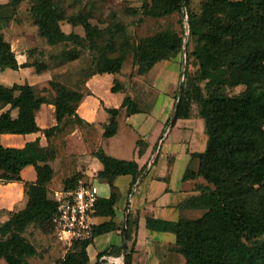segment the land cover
<instances>
[{"label": "trees", "instance_id": "obj_1", "mask_svg": "<svg viewBox=\"0 0 264 264\" xmlns=\"http://www.w3.org/2000/svg\"><path fill=\"white\" fill-rule=\"evenodd\" d=\"M24 0H9L0 5V70H17L18 64L10 45L3 38L2 29L11 21L18 22L17 9ZM190 0H150L144 5L143 15L167 18L186 14L188 39L173 30H164L139 41L134 54L135 75L146 74L157 62L169 60L187 48L184 80L178 90L175 120L199 117L203 119L207 146L198 158L197 172H187L185 179L200 177L205 185L196 186L200 193L192 200L193 206L205 210L202 217L179 220L172 230L176 251L185 264H264V242L256 240L264 235V0H201L198 13L189 11ZM31 20L38 37L47 46L72 45L52 60L71 62L84 48L87 55L97 51V29L88 20L80 23L84 34H65L51 0H33ZM16 17V18H15ZM79 44L78 49L73 47ZM192 50L188 52V44ZM83 46V47H82ZM188 59L195 65L194 76L187 73ZM125 54L111 58L101 51L97 57L94 74H116L121 71ZM37 72L45 68L42 62L33 65ZM243 87L237 95L224 93L225 89ZM54 96H40L28 85L0 84V135H25L40 129L34 120V111L42 104L55 107L57 124L43 131L49 138L63 129L85 124L76 114L77 105L84 97L83 91L68 89L57 81L49 82ZM121 87L115 83L113 93ZM18 111L12 118L10 110ZM125 109L126 115L138 112L136 104L125 97L117 109H105L110 120L103 137L115 135L117 117ZM93 156L102 164L97 177L112 185L121 175H132L133 184L139 172L134 162L115 160L100 150ZM54 158L49 150L38 143L27 144L23 149L4 148L0 145V168L11 171L5 181H20L19 173L33 166L35 183H24L27 198L25 208L8 212V219L0 224V259L6 264H29L37 255L36 248L23 236L29 226L52 232V217L56 202L48 197L47 184L53 171L47 164ZM76 176L67 183H74ZM66 188V186H65ZM116 198L98 200L96 215H113ZM129 219H127V227ZM114 229L108 223L94 229V235ZM90 241L75 242L56 264H87L86 247ZM131 264V252L124 258Z\"/></svg>", "mask_w": 264, "mask_h": 264}, {"label": "crops", "instance_id": "obj_2", "mask_svg": "<svg viewBox=\"0 0 264 264\" xmlns=\"http://www.w3.org/2000/svg\"><path fill=\"white\" fill-rule=\"evenodd\" d=\"M8 1L0 0V5ZM22 9L23 4H20L17 17H22ZM19 19L18 22L11 21L1 31L19 67L17 70H0V84L7 88L14 84L28 85L40 96H54L49 82L58 80L63 84L58 76L64 73L65 63L52 60L51 51L61 45L50 47L45 44L44 49L50 51L49 56L38 52L35 48L41 38L37 35V28L25 19ZM65 26H61L65 34L73 31L71 28L67 32ZM192 47L189 43L188 52ZM41 54L43 57H40ZM182 55L183 51L169 60L157 62L144 75H135L136 68L132 66L130 74L121 70L116 74H94L87 77L83 81L84 97L75 111L87 125L65 128L47 138L43 131L57 124L55 107L42 104L34 111L39 132L0 135V145L4 148L23 149L27 144L37 142L39 148L53 154L54 158L47 162L53 171L52 179L46 186L49 198L53 199L56 191L72 188L78 181L94 186L98 200H107L112 194L115 195L116 201L112 207L114 214L95 215L92 219L93 229L108 223L114 224V229L93 237L85 250L87 264H124V258L129 252L131 264H185L184 258L176 251L172 227L179 220H192L190 216L198 214L192 209V200L200 195L196 186L205 185V182L200 177L185 179V171L195 154L205 150L207 136L204 135L205 126L201 118H173L178 102L177 93L186 67V56L183 60ZM39 58L43 60H37ZM37 61L45 65L39 72L33 66ZM192 64L188 59V68L191 69ZM115 83L119 84L121 90L113 93L111 88ZM125 97L134 101L138 112L126 115L125 109L122 110L116 119L115 135L103 137L110 120L105 109L119 108ZM7 110L9 106L0 110V115ZM10 114L16 118L18 111L10 110ZM179 123L190 133V139L193 138L192 148L187 146V138H183L168 141L161 154L165 140H160V134L166 128L164 125L170 129ZM98 150L115 160L134 162L139 172L135 183L132 175L117 176L112 180V185L100 180L97 174L103 170V166L93 156ZM197 170L198 163H195L194 170L188 172ZM75 176L77 180L74 183H65ZM3 177H12L11 171L0 168V224L8 219V212H18L25 208L27 198L24 183H35L37 179L31 165L20 171V181H5ZM127 219V250L124 254L123 226L126 224L127 227ZM36 258L28 259V263L47 264V258H41L38 252ZM0 264L6 263L0 259Z\"/></svg>", "mask_w": 264, "mask_h": 264}, {"label": "rangeland", "instance_id": "obj_3", "mask_svg": "<svg viewBox=\"0 0 264 264\" xmlns=\"http://www.w3.org/2000/svg\"><path fill=\"white\" fill-rule=\"evenodd\" d=\"M32 2L33 0H24L21 3L23 4V9L20 11L23 15L22 17H17L25 19L28 24H33L30 18L31 13H29ZM51 2L55 11L62 17L60 25L65 26L67 24L65 26L67 32L72 28L73 33L83 35L84 32L80 25L83 20H88V22L98 31L96 34L97 51L93 52L91 55H87L84 48H82L80 49V56L76 60L71 62L64 61L65 71L62 75L60 74L58 76L60 77L58 79L68 89L83 91V81L90 75V73L96 70L95 63L101 51L107 53V56L111 58L125 54V60L121 70L130 74V69L133 64H135L133 56L141 39L151 37L164 30H173L183 36V32H185L187 27L185 18L182 14H174L167 18H153L143 15L142 6L145 4L150 5V0H51ZM200 2L201 0H190L189 11L191 10L193 13H198ZM183 43L186 45L187 42L185 43L183 40ZM44 46L45 41L41 38V41L38 43L35 50L38 52L41 51L42 54L49 56L50 51L44 49ZM71 46L72 45H65L64 47V45H61L59 48L54 49L51 52L53 55L58 54L62 49H65L66 47L71 48ZM78 47L79 44L76 43V46L73 48L76 50ZM184 49L182 55L183 60ZM42 54L40 57H43ZM37 60L43 59L39 58ZM192 65L191 69L188 68L187 65V73L194 76L195 65L194 63ZM131 76H133V74ZM183 78L184 77L181 79L182 82L184 80ZM242 90L243 87L239 86L234 89H225L224 93L234 96ZM135 99L138 100L136 97ZM164 126L166 128L160 134V140H165L161 154L168 141L172 142L183 138H187V146L192 148L193 138L190 139V133L183 129L182 124H175L170 129L167 128L166 124ZM204 135L205 137L207 136L205 128ZM206 146L207 137L205 141V150ZM204 151L202 153H204ZM200 154H195V156ZM159 157H161V155ZM192 160L191 162H188L185 174H187L188 171H193L195 163H198L197 157L192 158ZM192 209H195L198 214L196 216L191 215L189 219H198L202 217L205 212L204 209L198 206H194ZM23 236L38 250V255H40L41 258H47V264H56L59 256L64 253V246L55 240L48 227L40 229L29 226L25 230ZM256 242H264V235L260 236ZM30 259L36 260L37 258L35 256Z\"/></svg>", "mask_w": 264, "mask_h": 264}, {"label": "built area", "instance_id": "obj_4", "mask_svg": "<svg viewBox=\"0 0 264 264\" xmlns=\"http://www.w3.org/2000/svg\"><path fill=\"white\" fill-rule=\"evenodd\" d=\"M184 18L186 21V14ZM187 34L186 27L184 36ZM53 200L56 202V210L52 217V234L55 240L64 246V253L75 242L92 240V219L96 215L98 202L96 188L78 181L72 188L54 192Z\"/></svg>", "mask_w": 264, "mask_h": 264}, {"label": "water", "instance_id": "obj_5", "mask_svg": "<svg viewBox=\"0 0 264 264\" xmlns=\"http://www.w3.org/2000/svg\"><path fill=\"white\" fill-rule=\"evenodd\" d=\"M184 42H185V40H184ZM185 56H186V51L184 49V58H185ZM176 109H177V106L175 107V112H174L173 118L176 114ZM126 250H127L126 224H124V226H123V253L124 254L126 253Z\"/></svg>", "mask_w": 264, "mask_h": 264}]
</instances>
